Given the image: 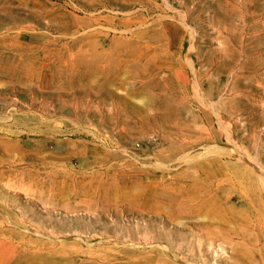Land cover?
Masks as SVG:
<instances>
[{
	"label": "rangeland",
	"instance_id": "rangeland-1",
	"mask_svg": "<svg viewBox=\"0 0 264 264\" xmlns=\"http://www.w3.org/2000/svg\"><path fill=\"white\" fill-rule=\"evenodd\" d=\"M262 178L264 0H0V264H264Z\"/></svg>",
	"mask_w": 264,
	"mask_h": 264
},
{
	"label": "bare ground",
	"instance_id": "bare-ground-1",
	"mask_svg": "<svg viewBox=\"0 0 264 264\" xmlns=\"http://www.w3.org/2000/svg\"><path fill=\"white\" fill-rule=\"evenodd\" d=\"M167 5V4H166ZM196 84V83H194ZM197 85V84H196ZM194 87V86H193ZM199 90V88H198ZM196 92V91H195ZM209 101V100H208ZM215 110V109H214ZM218 124H219V127L223 130L226 131V134L230 140V142L232 143V147L229 148V149H225V148H222V147H212V148H209L208 151L206 152V154L208 153V155H212V154H215V155H219V153H228V155L230 154H233L235 156L239 155L240 158L242 159H248V155L245 151V149L243 147H241L238 143H237V139L235 138V135L233 133V128L231 126V123L225 118V117H219L218 119ZM234 135V136H233ZM204 155V154H203ZM202 155V156H203ZM227 156V155H226ZM196 160V159H195ZM194 165V164H193ZM263 181H264V178H262Z\"/></svg>",
	"mask_w": 264,
	"mask_h": 264
}]
</instances>
